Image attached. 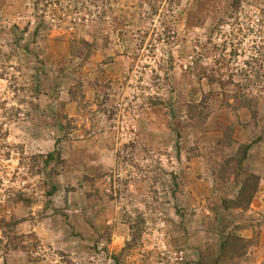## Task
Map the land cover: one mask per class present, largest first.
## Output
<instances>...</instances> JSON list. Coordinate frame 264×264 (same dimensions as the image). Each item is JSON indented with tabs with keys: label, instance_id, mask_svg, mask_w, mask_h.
I'll return each instance as SVG.
<instances>
[{
	"label": "rangeland",
	"instance_id": "rangeland-1",
	"mask_svg": "<svg viewBox=\"0 0 264 264\" xmlns=\"http://www.w3.org/2000/svg\"><path fill=\"white\" fill-rule=\"evenodd\" d=\"M0 264H264V0H0Z\"/></svg>",
	"mask_w": 264,
	"mask_h": 264
}]
</instances>
